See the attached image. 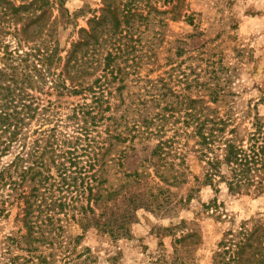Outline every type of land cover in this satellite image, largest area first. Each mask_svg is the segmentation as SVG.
I'll return each instance as SVG.
<instances>
[{
    "label": "trees",
    "instance_id": "trees-1",
    "mask_svg": "<svg viewBox=\"0 0 264 264\" xmlns=\"http://www.w3.org/2000/svg\"><path fill=\"white\" fill-rule=\"evenodd\" d=\"M82 34L65 56L56 47L8 52L0 67V214L16 207L25 231L7 237L9 247L26 246L30 264H49L55 255L39 249L66 248L71 224L128 235L131 218H108L128 195L136 209L138 195L128 185L150 177V169L167 186L185 183L189 153L205 163L206 185L222 183L232 195L264 193V92L243 133L220 112L226 92L216 69H192L193 78L176 81L169 73L154 79L153 70L142 76L134 59L121 61V50L100 42L96 28ZM151 144L130 170L129 153ZM205 208L228 222L212 264H264V224L237 221L217 199ZM178 249L155 264H184Z\"/></svg>",
    "mask_w": 264,
    "mask_h": 264
},
{
    "label": "rangeland",
    "instance_id": "rangeland-1",
    "mask_svg": "<svg viewBox=\"0 0 264 264\" xmlns=\"http://www.w3.org/2000/svg\"><path fill=\"white\" fill-rule=\"evenodd\" d=\"M93 27L106 48L121 50V61L134 59L142 76L153 70L154 79L169 73L176 81L183 74L193 78L192 69L202 75L216 69L226 92L220 112L230 113L243 133L249 130L253 107L264 92V0H0V67L8 52L16 56L56 47L65 56L83 30ZM169 60L172 65H166ZM259 112L264 115V108ZM152 145L129 153L130 170L145 160ZM185 167V183L178 186L160 182L152 169L150 177L128 185L138 195L136 209L128 195L116 203L115 216L108 212V218H131L128 235L71 224L66 248L40 252L55 255L49 264H155L179 248L184 264H212L228 222L205 205L217 199L220 211L237 221L264 224V193L232 195L222 183L206 185L205 163L193 153ZM20 220L16 207L0 214V264H30L26 246L9 247L6 241L25 233ZM183 237L187 240L176 245ZM64 250L70 254L67 261Z\"/></svg>",
    "mask_w": 264,
    "mask_h": 264
}]
</instances>
